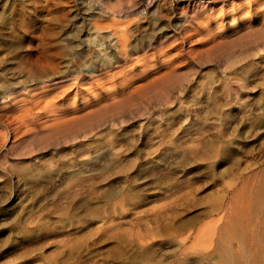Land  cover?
<instances>
[{"label":"rangeland","instance_id":"374dc122","mask_svg":"<svg viewBox=\"0 0 264 264\" xmlns=\"http://www.w3.org/2000/svg\"><path fill=\"white\" fill-rule=\"evenodd\" d=\"M133 2L130 121L0 142V264H264V0Z\"/></svg>","mask_w":264,"mask_h":264},{"label":"bare ground","instance_id":"6f19581e","mask_svg":"<svg viewBox=\"0 0 264 264\" xmlns=\"http://www.w3.org/2000/svg\"><path fill=\"white\" fill-rule=\"evenodd\" d=\"M135 4L0 0V142L14 145L17 137L35 136L39 144L55 145L76 139L82 130L130 121L136 65L144 57L138 55L159 43L150 23L137 20ZM154 6L152 13H157ZM167 89L159 99H169Z\"/></svg>","mask_w":264,"mask_h":264}]
</instances>
